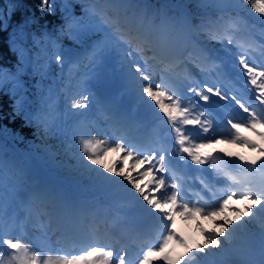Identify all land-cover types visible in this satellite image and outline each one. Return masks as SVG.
Here are the masks:
<instances>
[{
	"label": "snow or ice",
	"instance_id": "1",
	"mask_svg": "<svg viewBox=\"0 0 264 264\" xmlns=\"http://www.w3.org/2000/svg\"><path fill=\"white\" fill-rule=\"evenodd\" d=\"M130 2L62 0L65 24L55 39L44 35V46L35 59L16 44L13 33L17 70L0 68V92L6 91L12 99L13 118L22 117L38 138L41 128L55 135L61 121L53 89L42 83L46 76L42 69L53 61L61 74L67 68L68 78L74 81V87L64 90V115L85 116L96 100L88 82L105 55L127 49L131 57L133 48L137 54L145 53L142 35L128 24L124 6ZM77 5L79 16L74 14ZM208 5L226 14L202 18L199 23L183 18L189 39L170 62L176 69L174 76L152 75L147 60L143 69L137 63L127 73L139 87L140 100L151 101L158 113L157 126L163 124L164 132L138 140L132 136L131 121H118L105 108L103 124L77 129L65 149L80 175L122 192L124 206L138 214L139 226L126 233L138 246L134 262L123 239L114 242L112 232L102 231L105 225L125 224L120 213L110 221L94 220L92 227L80 230L77 220L85 215L84 209L62 211L46 193L37 191L28 193L25 215L4 212V188L18 190L24 181L23 167L5 160V140L23 138L0 127V264H207L209 258L210 264H217L237 251L235 243L249 224H256L264 235V0H201L202 7ZM7 7L11 14V0ZM39 7L42 12H55L54 0H40ZM252 16L259 23L258 31ZM0 25L7 28L3 9ZM60 36H66L74 47L64 48ZM211 42L220 47H209ZM42 58L43 65L39 63ZM29 66L32 75L40 77L34 85L35 100L25 95L27 89L19 78ZM141 71L142 76L132 77ZM225 80L232 86H223ZM237 92L245 98L240 99ZM213 98L232 99L239 109L235 117L225 118L224 131L213 130L214 121L206 109ZM98 128L104 131L97 132ZM193 130L195 135L209 136L208 141L196 140ZM219 144L246 151L217 148ZM45 151L55 161L57 153L46 145ZM193 165L197 174L186 175ZM94 169L106 175L97 173V179L91 175ZM111 178H118L121 186L111 187ZM129 190L150 210L152 219L140 215ZM37 202L42 211L36 209ZM179 222L189 227L182 228ZM68 239L72 247L66 246Z\"/></svg>",
	"mask_w": 264,
	"mask_h": 264
},
{
	"label": "rangeland",
	"instance_id": "2",
	"mask_svg": "<svg viewBox=\"0 0 264 264\" xmlns=\"http://www.w3.org/2000/svg\"><path fill=\"white\" fill-rule=\"evenodd\" d=\"M163 6L164 4L162 3V5H160L159 12L163 13ZM176 8H179L178 5ZM182 11H184V9H182ZM185 16H187V13L183 12L182 20H180L178 23H174L171 19L164 17L166 21L162 20L159 22V24H154L151 20H146L148 18L143 13H139L137 17L133 18L132 20L127 15L129 26L134 30H138L143 37L141 47L145 49V53L137 54L135 52V48H133V55L131 57L127 55V49H122V51L119 53L110 52L106 54L100 66L97 69H94L93 78H91L88 82V87L95 96L96 100L87 110V114L83 117H73L71 115L65 116V105L63 101L59 99L57 111L61 121L60 126L56 130L55 135H47L44 133L43 128H41L39 139L41 140L43 147L45 148L46 145L51 151L65 150L66 147L72 143L74 133L77 129L83 130L87 129V127L93 124H103V109L105 108L110 111L114 119L118 121H131L132 131L143 129V126L149 122L151 125L148 128L149 132L146 136L149 135L148 137H150L154 134H157L159 129L163 128L164 125L159 124V126H157L159 123L156 121L158 118V113H156L151 101L144 103L140 100L141 93L139 91V87L134 82H130L127 73L137 63H139L143 69L145 67L144 61L147 60L150 62L147 65V71L152 75L156 77H161L163 75L174 76L176 74V69L172 65H169L168 62L165 64L166 62H164V60L168 61L167 55H178L189 39L188 33L183 25V18ZM209 47L218 49L220 46L218 44H214L209 45ZM137 55H139V59H137ZM259 59L260 57L257 53V62H259ZM158 63H160V65ZM65 71H67V68ZM193 71L195 72L197 70L193 69ZM131 75L132 77H140L143 75V71L140 73L133 72ZM224 82L227 86H232L230 80H225ZM209 83H212V81H209ZM72 87H74V81L69 84L68 89ZM59 89V86H57L54 90L56 93H59ZM107 89H109V91H107ZM240 93L244 94L243 92ZM144 99L147 100V97ZM214 100H216V98H213L212 101L214 102ZM219 103L229 104L233 109H238L232 99H229L227 102L219 100ZM207 107L208 106L206 105V108ZM209 115L214 121L215 131H224V129H222V125L224 123L221 119L226 118L227 116L223 117L221 115H214L213 113H209ZM96 131L103 132L104 129L98 128ZM253 139L256 138L253 137ZM257 142L259 143L258 140ZM216 147L241 153L246 151L236 146L229 147L227 144H219L216 145ZM66 161H68L70 166L74 167L75 161L70 155L67 157ZM76 173L80 177V181L83 180L87 182L86 187H82V185L78 184L77 182H65L61 180L55 181L50 176L45 177L42 182L39 181L37 187H35L37 184L34 181L36 180L35 176H33L31 181H27V183L23 181L22 186L18 190L14 191L11 186H7L12 192L11 203L14 207V210H11L8 215H15L17 217L25 215V206L28 201V193L32 191L46 193L57 206L64 207L61 206V187L64 185L67 189V193L70 196L67 200H65V207L67 206L66 209L70 211L71 208L75 209L81 206L80 208L84 209L85 212L91 211V215L86 216L87 222L91 220V224H94L93 217H95V219L97 217L98 219L104 218L108 219L109 221L117 213H120L123 217H125V219L130 217L126 216L123 212L116 211L118 208H121L122 211H134L131 207L124 206L125 200L123 199L125 198H123L124 195L122 192L110 190L100 185L98 181L88 179L80 175L77 171ZM97 173H100V176L106 175L100 172L99 169H94L91 175L99 179V177L96 175ZM36 174L39 176L38 170H36ZM111 179L113 181L111 187L121 186V183L118 182V178ZM68 189H70L71 192H69ZM79 194L82 195V198L78 197ZM134 197L135 194L131 193L129 190V198L131 199ZM135 199L138 202V210L140 215L145 219H152L153 214L150 212V210H148L146 206L142 205V202L139 201L138 197H135ZM35 207L37 210H43L39 202L36 203ZM96 209L99 211L97 212ZM145 212H148L149 215L145 214ZM92 215L93 217L91 219ZM80 219L81 217L78 218L77 221L79 222ZM122 226L124 227V224L119 226L118 229L122 230ZM205 226H207L206 222ZM29 228L31 229V226H29ZM109 228L111 227L105 225L103 226L102 231H108ZM235 248L237 251L230 253L226 257L228 258L229 262L235 264L234 260L238 259L253 260L254 264L264 263L261 260V258L264 257V235L261 234V229L256 224H249L247 226V232L241 234V237L235 243ZM134 260L135 258L133 259V262ZM210 260L211 258H209V261Z\"/></svg>",
	"mask_w": 264,
	"mask_h": 264
},
{
	"label": "trees",
	"instance_id": "3",
	"mask_svg": "<svg viewBox=\"0 0 264 264\" xmlns=\"http://www.w3.org/2000/svg\"><path fill=\"white\" fill-rule=\"evenodd\" d=\"M8 3L9 0H0V9L4 10L7 19V28H3L0 25V68L15 73L19 64V57L18 52L11 45L13 33H15L16 44L24 48L29 56L35 59L40 48L44 46V35L48 34L55 39L59 36V29L65 24V20L62 14V0H54L55 12L53 14L40 10V0H11L14 5L11 14L8 12ZM162 3L164 4L163 13L159 12ZM177 5L179 8H176ZM124 7L131 20L137 17L139 13H143L148 18L146 20H151L154 24L165 20L164 17L171 19L174 23H178L182 20L183 12L188 13L193 23H199L202 18L216 19L226 14L218 12L212 5L202 7L201 0H131L130 4ZM180 8L184 9V11ZM202 11H208V13L204 14ZM74 14L80 15L78 5L74 8ZM251 20L256 23L258 31L259 23L256 17L252 16ZM36 39L41 41L40 45L36 44ZM59 43L66 49L74 47L73 42L66 36H60ZM49 51H51L50 48ZM39 63L43 65L45 59L42 58ZM42 70L46 72L42 83L46 89L48 87L53 89L55 105L58 109L59 99L64 103V90L69 88L72 80L68 78L67 71L61 74L60 68L54 61L48 63L47 67ZM32 71V67L29 66L19 77L27 89L25 95L28 96L29 100H35L34 93L36 89L34 85L40 80L38 75H32ZM57 86L60 88L59 93L54 90ZM10 87L11 84H8L7 88ZM12 104L13 101L6 91L0 92V127L23 138L22 141L13 140L11 137L6 138L7 151L5 160L16 162L23 167L24 182L31 181L33 176H35L36 180L34 181L37 183L35 187L38 186L39 181L42 182L44 180L45 173L55 181L79 183L80 177L74 167L70 166L68 161H66L69 155L65 153V150L53 151L57 153L56 159L55 161L49 159L41 140L34 135L35 130L26 126L22 117L13 118ZM36 170H38L39 176H37ZM85 183L83 181L80 185L85 187ZM2 195L4 212L8 215L13 210V207L10 204L12 194L7 186L4 188Z\"/></svg>",
	"mask_w": 264,
	"mask_h": 264
},
{
	"label": "bare ground",
	"instance_id": "4",
	"mask_svg": "<svg viewBox=\"0 0 264 264\" xmlns=\"http://www.w3.org/2000/svg\"><path fill=\"white\" fill-rule=\"evenodd\" d=\"M156 58H158V57H156ZM161 59V58H160ZM159 62V61H158ZM164 62H166L165 64H167V61L166 60H164ZM156 64V63H155ZM159 65H160V63H158ZM151 69V68H150ZM154 71V70H153ZM224 83V85L226 86V87H228L227 85H226V83L225 82H223ZM238 93V95L242 98V99H244L245 98V96H244V94H242V93H240V92H237ZM208 107L209 108H211V111H214L215 113H217V114H220L221 116H223V117H229V116H231V117H235L236 115H237V113H238V111H236V112H232V108L231 107H229V106H227V105H225V104H218V103H216V102H211V103H209V105H208ZM123 121H125V120H123ZM146 125H147V123H146ZM143 126V129H141V130H134L133 131V133H132V136L134 137V138H136V139H138V140H142V138L143 137H146V135H147V133L149 132V130H148V127L147 126ZM162 132H164V130H162ZM162 132H160V133H162ZM160 133H158V134H160ZM194 133V137H195V139H197L198 137H197V135H195V131L193 132ZM174 161H175V158L173 159ZM176 162V161H175ZM188 163L189 164H191V161L189 160L188 161ZM193 167V166H192ZM194 168V174H196L197 173V169H196V167H193ZM120 184V183H119ZM59 187V186H58ZM67 189H66V187L64 186V185H62V187H61V191H62V198H61V206H64V207H59V208H61V210H67L66 208H67V206L65 207V205H66V202H65V200H67L70 196H69V194L67 193V191H66ZM69 190V192H71V190L70 189H68ZM124 195V194H123ZM131 197H132V195H131ZM123 198H125L126 199V197H125V195L123 196ZM125 199H123V200H125ZM137 199V198H136ZM70 207V206H69ZM68 207V208H69ZM81 207V206H80ZM72 209V208H71ZM70 209V210H71ZM41 210V209H40ZM121 208H118V209H116V211L117 212H123L126 216H130V218H127L129 221H131V223H132V226H131V228L130 229H128L127 230V232L129 231V230H131V229H134L135 227H137V226H139V224H140V222H139V218H138V216H137V214H136V212L135 211H133V212H130V210L129 211H127V210H121ZM69 211V210H68ZM96 211L98 212L99 210L98 209H96ZM143 213H144V211H143ZM145 214H147V215H149V213L148 212H145ZM88 215H91V211L90 212H85V215L84 216H82L81 217V219H80V221L78 222V225H77V228L78 229H80V230H87V229H89L90 227H92L93 226V224H91V220L90 221H88L87 222V219H86V216H88ZM143 215V214H142ZM92 217H93V215L91 216V219H92ZM97 217V216H96ZM147 217H149V216H147ZM93 219L94 220H96L95 219V217H93ZM146 219H148V218H146ZM90 222V223H89ZM179 223H181V225H182V228H188L189 226L188 225H186V224H182V222H179ZM118 228V227H117ZM110 229H112L111 230V232L113 233V232H117V229H115V228H110ZM109 229V230H110ZM122 230H124L123 229V226H122ZM181 230V228H178V231H180ZM65 243H66V246H68V247H72V240L71 239H69V241L68 240H66L65 241ZM135 255V254H134ZM134 255H132V258L130 259V257H129V260L130 261H132L133 262V259H134ZM263 258V257H262ZM262 258H261V260H262ZM225 259H228V258H225ZM211 261V260H210ZM209 261V262H210ZM220 261V260H219ZM230 264V263H229Z\"/></svg>",
	"mask_w": 264,
	"mask_h": 264
},
{
	"label": "water",
	"instance_id": "5",
	"mask_svg": "<svg viewBox=\"0 0 264 264\" xmlns=\"http://www.w3.org/2000/svg\"><path fill=\"white\" fill-rule=\"evenodd\" d=\"M109 91V90H108Z\"/></svg>",
	"mask_w": 264,
	"mask_h": 264
}]
</instances>
